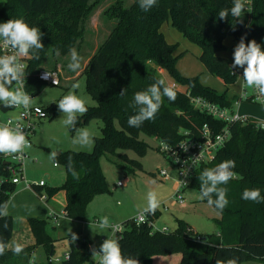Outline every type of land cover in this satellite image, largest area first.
Returning <instances> with one entry per match:
<instances>
[{
    "label": "trees",
    "instance_id": "16d2710c",
    "mask_svg": "<svg viewBox=\"0 0 264 264\" xmlns=\"http://www.w3.org/2000/svg\"><path fill=\"white\" fill-rule=\"evenodd\" d=\"M251 5L252 12H246L242 19L235 21L231 16L224 20L217 16L219 9L231 6V0H158L148 12H143L135 1L126 7L121 0H115L105 12L115 24L80 71L85 76V90L95 105L86 106L88 111L69 127L74 133L81 125L97 119L102 124L101 135L94 137L91 152L67 150L55 156L54 162L64 167L65 180L60 186L46 188L45 199L62 191L64 216L85 221L89 202L108 192L99 164L101 155L106 153L116 158L121 169L132 171L140 164L125 151L144 154L146 144L140 134L173 144L181 138L182 130L196 135L204 124L221 128L222 123L193 108L187 93L225 108H231L237 98L230 99L226 92L218 93L202 85L198 77L182 76L176 67L178 45L168 43L160 27L169 20L175 30L200 49L198 58L207 71L229 85L237 76L228 60L218 55L225 50L223 41L231 37L237 44L244 36L245 42L254 39L264 47V0H252ZM93 8L91 0H6L2 3L0 22L23 19L43 33L44 48L38 53L39 59L26 60L22 82L27 94H36L47 85L37 76L47 55L65 57L70 49L78 52ZM157 69L166 72L171 82L184 87L185 91L168 84L176 92L175 101L162 98V106L153 120L144 121L138 128L129 127L127 119L134 114L130 106L132 96L161 78ZM122 89L126 90L124 97L119 94ZM41 107L50 118L60 113L56 103ZM229 131V140L213 161L198 168L188 187L199 194L198 177L204 169L213 168L226 159L236 162L233 169L236 178L221 186L228 190L229 204L216 220L218 233L205 236L193 233L183 220H178L173 231H153L149 225H136L129 219L123 222V231L116 235L124 257L135 259L137 264H150L154 255L171 253H181V264H239L251 259L264 262V203L240 198L246 188H259L264 195V131L256 127L254 120L235 123ZM4 162L0 154V243L8 244L13 219L2 212L15 184ZM69 169L75 170L78 178L73 177ZM28 224L35 243L24 246L19 255L6 250L0 255V264H31L37 247L45 252L47 261L43 264H52L49 259L54 254V239L46 230V220L28 218ZM197 236L204 238V243L195 241ZM68 241L69 258L60 264H84L91 260L93 243L76 239L79 244L75 248V241L71 238Z\"/></svg>",
    "mask_w": 264,
    "mask_h": 264
},
{
    "label": "rangeland",
    "instance_id": "374dc122",
    "mask_svg": "<svg viewBox=\"0 0 264 264\" xmlns=\"http://www.w3.org/2000/svg\"><path fill=\"white\" fill-rule=\"evenodd\" d=\"M114 1L91 0V3H94V8L86 21L85 33L78 48L81 58V67L78 71L73 73L67 68L70 54L65 57L47 55L43 61V69L53 70L54 68L59 73L60 84L58 86L46 85L40 92L31 95V105L49 106L69 92H73L83 99L86 106L95 105V101L85 90V76L81 75L80 71L109 35L115 24V21L105 13L112 7ZM121 1L124 6L128 7L135 0ZM1 5L2 3H0ZM169 24L168 20L163 23L162 32L168 42L178 45L175 53L179 56L176 63L178 72L184 77H198L202 85L210 87L218 93L226 92L228 98L233 99L235 93L240 91V80L237 78L233 83L234 85L230 86L225 85L221 79L210 74L198 58L199 48L187 39H181L182 37H179L180 33L171 26V32L169 30L168 33ZM226 45H229L228 42ZM224 51L220 53L227 57L229 63H232L233 54L229 47H226ZM160 70L157 69V72L161 78L166 82H170L171 79L167 73H162ZM73 85H76V87L73 88ZM180 88L184 90V87ZM232 109L238 110L245 115L254 116L257 119H262L264 116L261 107L256 104L242 103L239 106L232 104ZM9 116L15 119L17 110H11L8 115L1 114L0 121H5ZM63 119L64 117L61 113L53 118L48 115L37 126L36 132L31 139L33 146L30 150V156L36 158L37 162L34 163L32 160H28L24 166V176L28 183L37 184L39 180H42L47 187L62 185L65 180L64 167L59 164L57 171L49 169L51 163L55 160L56 154L67 150L91 152L94 145V137L101 135L100 128L102 124L100 120H91L77 128L74 133H71L69 128L64 126ZM79 131H87L89 133V142L87 144L73 143V139L79 135ZM139 137L146 144L144 154L134 150L125 151L130 159L137 160L140 164L139 167L134 168L132 171L121 169L118 166L120 161L106 153L99 157V164L104 173L108 192L96 196L89 202L86 207L85 221L66 218L61 212L57 213L60 217L59 221H57L58 223H53L46 216L43 218L46 220L48 234L54 239L55 250L50 257L52 264H57L54 259H62L64 254L69 251L68 240L73 233L77 237L82 234L87 241L93 243L95 248L99 250V246L102 243L101 239H107V235H112V233L110 231H107V233H96L95 224L97 220L107 217L110 224L122 225V222L128 217H131V219L136 217L138 210L146 205L149 191L156 192L160 201V207L158 208L160 212L153 221L154 229L173 231L177 227L178 220H183L198 234L208 235L216 232L217 224L212 213L214 209L207 203L200 201L199 194L192 188L184 190L185 203L183 205H173L167 209L161 207L162 203L168 202L172 198L177 177L173 175L169 164L158 152L159 141L144 134H140ZM52 152H55L53 159L50 158ZM160 169H166L172 175V179L162 180L158 175ZM118 181H123L124 185L117 187L116 183ZM43 195L45 196V191H43ZM46 261L44 250L41 247H37L33 253L31 264H43ZM239 264H257V262L244 261Z\"/></svg>",
    "mask_w": 264,
    "mask_h": 264
},
{
    "label": "clouds",
    "instance_id": "9594fccd",
    "mask_svg": "<svg viewBox=\"0 0 264 264\" xmlns=\"http://www.w3.org/2000/svg\"><path fill=\"white\" fill-rule=\"evenodd\" d=\"M138 7L143 12H148L158 4V0H135ZM0 3H6V0H0ZM246 12H252L251 0H231V6L219 9L217 16L220 20L231 16L236 20L242 19ZM43 33L34 25H30L23 19H9L6 22H0V47L3 54H0V105L4 107L11 106L23 107L28 109L31 105V97L23 90L22 81L25 79L26 65L24 59H39V51L44 48L42 43ZM81 67V58L75 49H70V61L67 68L70 72L75 73ZM232 72L235 69H243L242 75H239L242 81V90L251 89L255 94L258 103L264 104V47L256 40L245 42L242 36L239 42L234 46L233 61L230 66ZM52 74L45 71L41 79L47 80ZM53 77V76H52ZM13 84L18 85L13 88ZM76 85H73L75 88ZM120 96L126 95V90L122 89ZM166 97L169 101H175L176 92L173 87L169 86L162 78L156 79L153 84L145 90L137 91L133 94L130 106L134 109V114L127 119L129 127H140L144 121L153 120L162 106V98ZM241 99H247L246 93L242 92ZM57 110L63 114V124L66 128L74 126L79 117L87 111L83 99L79 98L73 92L63 95L57 102ZM39 111V109H37ZM23 113L17 117L15 126L11 122L0 124V154L19 156L23 155L24 149L30 147L26 132L23 129L26 125L20 121ZM78 131V130H77ZM89 142V133L79 131L75 136L73 143L87 144ZM183 150H187L185 143H180ZM162 150L168 151L170 148L166 143L161 145ZM55 152L51 153V159ZM178 159V157H177ZM195 160L193 164H195ZM236 162L232 159H226L213 168L204 169L198 179L200 181L199 198L213 207L217 213H222L229 204L227 198V188L221 187L236 178L233 169ZM73 177L78 178L75 170L69 169ZM162 175L167 174L166 169H162ZM187 175V171L185 172ZM240 198L245 201L264 203V195L259 188H246L241 192ZM160 207V201L156 192L147 193L146 205L138 210L136 219L137 224L145 222L146 215H154ZM95 227L96 233H107L99 246L91 249L92 259L95 264H137L133 258L124 257L116 233L120 231L119 225H112L107 217L97 220ZM71 239L75 241L77 235L73 233ZM19 255L23 251V245L13 241L11 244L0 243V255L6 250Z\"/></svg>",
    "mask_w": 264,
    "mask_h": 264
},
{
    "label": "built area",
    "instance_id": "2783aa9c",
    "mask_svg": "<svg viewBox=\"0 0 264 264\" xmlns=\"http://www.w3.org/2000/svg\"><path fill=\"white\" fill-rule=\"evenodd\" d=\"M252 2V0H251ZM252 8V5H251ZM249 13V12H247ZM0 52L3 54V49L0 47ZM26 60L24 59V63L26 65ZM232 63H230L231 66ZM45 69H41L37 76L38 78L45 82L47 85L58 86L60 84V76L57 71L47 70L52 76H50L47 80L41 79L42 74L45 72ZM243 69H235L234 73L237 78H240L239 75H242ZM23 84V82H22ZM15 85L13 88L17 87ZM173 87H177L176 84H172ZM24 90V88H23ZM242 92L246 93L247 99H241ZM29 95V94H28ZM31 97V95H29ZM189 101L194 109L205 113L206 115L212 117L215 121L222 123L223 126L219 129H216V126H209L204 124L198 131L196 135L192 134L190 131L182 130L180 132L181 138L174 142L173 144H167L170 148L168 151H164L161 148L162 144H165L163 141H159L157 150L163 156L164 160L167 164H169L173 175L177 177L175 181L174 193L172 198L168 202L162 203L161 207L163 209H167L173 205H182L184 203V190L189 187V183L195 175V172L201 165L208 164L214 160L216 153L218 150L224 146V144L229 140L230 131L229 127L235 123H247L248 121L254 120L256 123V127L264 131V116L262 119H257L256 117L248 116L245 114H241L238 111H235L231 108L220 107L219 105L212 103L204 98L190 96ZM242 103L247 104H256L261 107L263 115H264V104H260L255 99V94L251 89H243L238 95L237 99L234 100L233 105L239 106ZM7 111L4 113L0 109V115L6 114L11 110H17L16 118L7 117L5 121L0 124L11 122L12 126H15L16 119L23 113V118L20 121L22 124L26 125V128L23 129L26 132V139L29 145H32L31 137L35 133L37 128V123L40 120L47 118V113L43 110L41 106L30 105L28 109H24L23 107H15L11 106L6 107ZM39 109V111H37ZM180 143H185L187 150H183L180 146ZM24 149L23 155L19 156L16 154L12 155H4L1 154L3 160L7 162L9 172L12 174L11 182L13 184H18L20 180H23L27 187H31L32 184L28 183V181L24 178V163L28 158L27 149ZM178 157V159H177ZM196 161L193 164V161ZM57 164L54 163V166ZM187 171V175L185 172ZM162 169L159 170L158 175L162 180H170L172 179V175L167 172L166 175H162ZM37 186H43L44 182L39 181ZM123 181H118L116 183L117 187L123 186ZM42 199H45V196H40ZM159 209L155 212L154 215H146L145 222L141 224L149 225L153 231H167V230H156L153 227V221L159 213ZM137 217V216H136ZM136 217L132 218V222L136 225H140L136 223ZM120 231L116 233L119 234L123 231V225H119ZM105 238L101 239L103 242ZM195 241L204 243V238L197 236L195 237ZM79 241H75L73 247L77 248ZM69 253H65L62 259H54L55 263L60 264L64 260H68ZM51 262V260L49 259ZM84 264H95L94 260H89Z\"/></svg>",
    "mask_w": 264,
    "mask_h": 264
},
{
    "label": "crops",
    "instance_id": "0c3cea01",
    "mask_svg": "<svg viewBox=\"0 0 264 264\" xmlns=\"http://www.w3.org/2000/svg\"><path fill=\"white\" fill-rule=\"evenodd\" d=\"M169 23H170V21H169ZM162 26H163V24L160 27V32L163 34L165 40L167 41L164 33L162 32V30L164 28V26H163V28H162ZM170 26H171V23L169 24V26L167 28L168 33H169V30L171 32ZM175 31H177V30H175ZM179 37H182L181 39L184 38L181 34ZM179 37H178V39H179ZM227 42L229 45H226ZM168 43L175 44V43H171V42H168ZM223 43H224L225 48L229 47V50L233 54L232 48H233V46L236 45V42L231 37H228L223 41ZM199 55H200V51L198 52V56ZM218 55L225 57L221 53H218ZM225 58L227 59V57H225ZM160 71L162 73L164 72L162 70H160ZM238 79L240 80V82H239L240 83V86H239L240 91L235 93L234 96L236 98L238 97V95L240 94V92L242 90V81L240 78H238ZM166 83L169 85L174 84L171 81L166 82ZM229 85L232 86L234 84H229ZM177 88L180 89L181 91H185V88H184V90H182L180 88V86H178V85H177ZM241 114H243V113H241ZM248 116H251V115H248ZM252 117H254V116H252ZM41 121L42 120L38 121L37 124L39 125V123ZM31 139H32V137H31ZM32 146H33V144L27 149L28 158L26 161L32 160L35 163V162H37V159L32 158L30 156V152H31L30 150L32 149ZM58 154H56V155H58ZM26 161L24 163V166L26 164ZM54 163L55 162L53 161L51 163L50 168H49L51 171L52 170L57 171V169L59 167V164L54 166ZM24 172H25V170H24ZM24 178H25V176H24ZM25 180H26V178H25ZM39 181H42V180H39ZM14 187H15V190L12 193V195L10 196L9 201L7 202L5 208L2 212L3 215L11 216L13 219V231H12V235H11V238H10L8 244H11L13 241H16L17 243L22 244L23 247L33 245L35 243V239H34L32 233L30 231L29 224H28V218L43 219L46 216V217H48V219L50 221H52L53 223H56L57 221H59V218H60L57 213L61 212L64 215L65 194L62 191H59L57 194H55L53 197H51L49 199H42L40 196L41 195L44 196L43 191H46V188H48L45 183L43 186H37L36 183H33L31 187H27L26 184L24 183V181L20 180V182L18 184H15ZM39 194H41V195H39ZM184 203H185V201H184ZM212 213L214 216V221L216 222V220H218L220 218V214H218L216 210H214V212H212ZM157 216H156V218H157ZM129 219H131V217H128V219H125L124 221L129 220ZM189 228H190V226H189ZM191 231L193 233H197V232H194L192 229H191ZM215 233H218V227H217V230ZM211 234H214V233H211ZM203 236H205V235H203ZM77 239L87 240L84 236H82V234L80 236H78ZM181 258H182L181 253H171L168 255H154L151 259L150 264H181ZM248 261H256L257 264H264V262L262 260H259V259H251Z\"/></svg>",
    "mask_w": 264,
    "mask_h": 264
},
{
    "label": "water",
    "instance_id": "95a60500",
    "mask_svg": "<svg viewBox=\"0 0 264 264\" xmlns=\"http://www.w3.org/2000/svg\"><path fill=\"white\" fill-rule=\"evenodd\" d=\"M0 109H1V111L2 112H6L7 111V108L6 107H4V106H2V105H0ZM58 154V153H57ZM5 164L7 163V162H4Z\"/></svg>",
    "mask_w": 264,
    "mask_h": 264
}]
</instances>
